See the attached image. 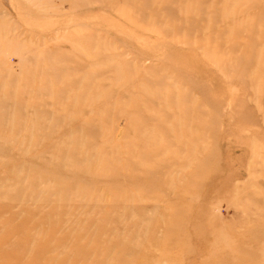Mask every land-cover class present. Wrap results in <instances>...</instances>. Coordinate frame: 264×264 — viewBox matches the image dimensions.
<instances>
[{"label":"rangeland","instance_id":"1","mask_svg":"<svg viewBox=\"0 0 264 264\" xmlns=\"http://www.w3.org/2000/svg\"><path fill=\"white\" fill-rule=\"evenodd\" d=\"M0 264H264V0H0Z\"/></svg>","mask_w":264,"mask_h":264}]
</instances>
